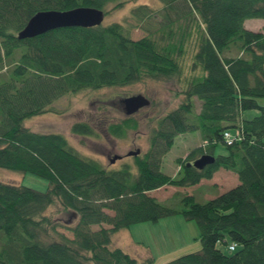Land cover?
I'll return each mask as SVG.
<instances>
[{"label":"trees","instance_id":"obj_1","mask_svg":"<svg viewBox=\"0 0 264 264\" xmlns=\"http://www.w3.org/2000/svg\"><path fill=\"white\" fill-rule=\"evenodd\" d=\"M128 1L135 0H0V168L48 181L44 192L0 181V264H154L151 254L137 258L114 246L112 235L174 215L196 222L200 249L164 264H264V105L257 101L264 98V32L244 27L264 18V0H160L159 9L135 5L123 22L17 38L38 11L92 7L106 15ZM134 29L145 35L133 39ZM188 44L195 51L183 99L157 119L147 150L132 163L109 170L62 134L24 126L70 93L178 75ZM249 110L258 114L245 118ZM137 126L127 116L107 129L122 137ZM191 131L201 144L176 158L174 175L163 172L175 137ZM71 132L94 134L87 122ZM224 132L234 137L229 145ZM219 142L227 154L201 169L189 165L214 155ZM219 169L239 182L204 202L177 194L179 206H169L150 194L194 186ZM52 206L57 213L48 214ZM59 213L71 236L58 230ZM217 243L235 248L224 252Z\"/></svg>","mask_w":264,"mask_h":264},{"label":"rangeland","instance_id":"obj_2","mask_svg":"<svg viewBox=\"0 0 264 264\" xmlns=\"http://www.w3.org/2000/svg\"><path fill=\"white\" fill-rule=\"evenodd\" d=\"M139 4H147L153 9L161 7L160 0L128 1L119 9L109 10L102 24L123 22L131 9ZM244 27L249 30L264 32V18L246 19ZM144 35L145 32L141 29H134L131 33L133 39H138ZM187 47L185 54L179 60L181 72L178 75L161 80L144 78L125 86L84 89L70 93L56 100L52 104V111L24 120V126L35 132L62 134L77 152L99 161L109 170L119 169L123 163H132L134 157L128 155L127 152L138 148L141 150L140 154L144 153L149 145V130L156 125L159 117L176 108L183 99L182 90L187 79L192 75L191 58L195 51L194 44H188ZM139 93L150 100V105L131 116L138 123L137 128L126 130L122 137L111 135L107 129L108 124L118 123L127 117L119 107L118 100L121 97ZM257 101L260 105H264V98H258ZM195 104L198 109L199 102L197 100ZM257 114V110L244 112L245 118ZM76 122H87L93 128L94 134H73L71 126ZM231 130L232 134H236L235 129ZM200 144L201 138L197 131L178 134L174 144L163 157L161 170L167 174L177 172L176 158L185 156L189 150ZM113 153L121 155L122 159L114 163L110 162L107 155L111 154L112 156ZM225 154H227L226 147L219 142L215 147L214 156ZM0 181L21 184L41 192L46 191L48 186L46 179L35 174L3 168H0ZM220 184L217 187L212 186V190H207L204 186L197 187L198 185L184 188L170 186L167 190H159L153 194L158 196L162 200L161 202L166 205L179 206L180 197L177 194H190L195 197L197 202H204L236 185V183L228 184L223 181ZM56 209L57 207L52 206L47 210V213L55 214L57 213ZM58 215L61 218L59 219L61 225L58 226V230L71 236L70 231L65 228L67 220L62 218L61 213ZM128 238L132 239L134 246L126 243L129 241ZM111 241L114 246L122 248L137 258L151 254L155 259L154 264H164L180 255L200 249L199 230L196 222L187 221L181 215L162 218L158 222L132 224L128 228L115 232ZM217 247L224 252L229 251L228 246L223 243H217Z\"/></svg>","mask_w":264,"mask_h":264},{"label":"water","instance_id":"obj_3","mask_svg":"<svg viewBox=\"0 0 264 264\" xmlns=\"http://www.w3.org/2000/svg\"><path fill=\"white\" fill-rule=\"evenodd\" d=\"M105 17L103 10L92 7H76L70 10H43L36 12L18 32V39L32 38L50 30L64 27H93L102 24ZM125 116H131L144 107L150 105V100L143 94H133L121 97L118 100ZM140 149L129 152L128 155L136 156ZM118 157L114 156L110 162L114 163ZM215 156L212 154H203L189 165L201 169L207 164L214 162Z\"/></svg>","mask_w":264,"mask_h":264},{"label":"crops","instance_id":"obj_4","mask_svg":"<svg viewBox=\"0 0 264 264\" xmlns=\"http://www.w3.org/2000/svg\"><path fill=\"white\" fill-rule=\"evenodd\" d=\"M184 157V156H183ZM177 169H178V167H177ZM176 169V170H177ZM176 172H173L171 175H174ZM221 181H223L224 183H236V185L238 184V178H237V175L235 174V173H233V172H231V171H228V170H223V169H219V170H217L214 174H213V176H212V178H210V179H202V180H200V182L198 183V184H196V186L197 187H205L207 190H212L211 188H212V186H219V185H221L220 183H221ZM202 184H204V185H202ZM196 186H194V187H196ZM168 188H170V186H164V187H161V188H159V189H155V190H152V191H150V194L152 195V196H154L155 198H157L159 201H162V200H160V198L158 197V196H156L155 194H153L154 192H157V191H159V190H167ZM171 217V216H170ZM161 220V219H160ZM130 237V236H129ZM128 240L129 241H125L126 243H128L129 245H133L134 244V242L132 241V239H130V238H128ZM134 246V245H133Z\"/></svg>","mask_w":264,"mask_h":264},{"label":"built area","instance_id":"obj_5","mask_svg":"<svg viewBox=\"0 0 264 264\" xmlns=\"http://www.w3.org/2000/svg\"><path fill=\"white\" fill-rule=\"evenodd\" d=\"M223 138H224L226 144H228V145L234 141V137L230 134V132H224ZM228 248L230 251L234 250L235 244H230L228 246Z\"/></svg>","mask_w":264,"mask_h":264},{"label":"flooded vegetation","instance_id":"obj_6","mask_svg":"<svg viewBox=\"0 0 264 264\" xmlns=\"http://www.w3.org/2000/svg\"><path fill=\"white\" fill-rule=\"evenodd\" d=\"M118 105H119V104H118ZM119 107H120V105H119ZM136 149H138V148H136ZM136 149H135V150H136ZM135 150H129L127 153H129V152H133V151H135ZM140 153H141V150H140ZM140 153H139V154H140ZM114 156L118 157L115 161H117V160H121V159H122V156H121V155H119V154H117V153H113L112 156H111V154H110V155H107L108 160L111 161V159H112ZM131 156H133V155H131Z\"/></svg>","mask_w":264,"mask_h":264}]
</instances>
